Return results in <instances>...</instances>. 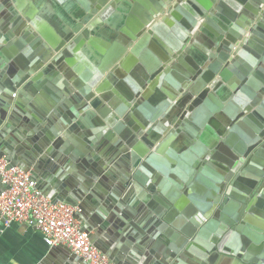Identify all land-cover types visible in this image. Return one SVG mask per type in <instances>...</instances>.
<instances>
[{
	"label": "water",
	"instance_id": "water-1",
	"mask_svg": "<svg viewBox=\"0 0 264 264\" xmlns=\"http://www.w3.org/2000/svg\"><path fill=\"white\" fill-rule=\"evenodd\" d=\"M44 1L0 0L7 167L115 264H264V0Z\"/></svg>",
	"mask_w": 264,
	"mask_h": 264
},
{
	"label": "built area",
	"instance_id": "built-area-1",
	"mask_svg": "<svg viewBox=\"0 0 264 264\" xmlns=\"http://www.w3.org/2000/svg\"><path fill=\"white\" fill-rule=\"evenodd\" d=\"M0 217L5 224L24 223L35 227L48 247L69 249L83 264H115L94 246L82 221L76 216L77 207L65 201H53L37 186L36 180L19 167H7L0 157ZM66 248V249H65Z\"/></svg>",
	"mask_w": 264,
	"mask_h": 264
},
{
	"label": "crops",
	"instance_id": "crops-1",
	"mask_svg": "<svg viewBox=\"0 0 264 264\" xmlns=\"http://www.w3.org/2000/svg\"><path fill=\"white\" fill-rule=\"evenodd\" d=\"M24 2L26 5V6L24 5L25 10H27L29 7H34L35 15L39 16L42 19V21H44L46 25H48V27L53 28V26L50 23V19H51L50 15L51 14L56 15L57 13H56V9L52 4H49L44 1L43 8H46L44 11L43 8L38 9L37 6L38 0H24ZM126 15L128 14L126 13ZM117 38L118 36L112 39L110 46H108L109 48L112 46L114 41L117 40ZM141 54H143L144 56L148 55L146 50H142ZM178 56L179 55L173 58V62L176 63L178 61L177 58ZM145 58L147 59V57ZM179 63L180 61L176 63L177 65H175V67L178 71L182 72L184 71V68L181 65L182 63L181 64ZM129 69L133 70V66L130 67ZM115 80L118 82L119 78L117 77L115 78ZM161 84L162 86L167 87L164 83ZM119 86L122 89L124 87L123 84L122 85L119 84ZM153 94H151L150 97H152ZM134 98L136 99L134 100V102L138 104V96L134 95ZM134 102L131 105H133ZM168 105L169 103L167 102V105L163 107L164 111H166ZM210 134H211L210 130L205 126V130L204 131L202 130L200 132V136L194 138L193 141H196V139H198L199 141L205 140L206 138L210 137ZM176 135H177L176 139H170L164 144L163 151H165L166 153L165 154L160 153V156L165 157L167 161L170 160L169 155L175 157L176 154L180 156L181 154L186 153L184 144L183 142H181L183 139H181L180 135L178 134ZM188 145L190 146V144ZM171 149L175 150V153L171 152L172 151ZM168 163L171 164V162ZM179 199L183 200V202L185 203L189 201L188 197H186L184 194H181L177 200ZM255 233L257 232L252 230V232L250 233L252 237L250 238H253V236L256 235ZM61 250L62 249L56 248V246L48 247L43 242L41 233L35 227L29 226L24 223H11L8 225L5 224L2 218L0 217V264H49V262H51L52 260L58 259L59 253L63 252V250L62 251Z\"/></svg>",
	"mask_w": 264,
	"mask_h": 264
},
{
	"label": "bare ground",
	"instance_id": "bare-ground-1",
	"mask_svg": "<svg viewBox=\"0 0 264 264\" xmlns=\"http://www.w3.org/2000/svg\"><path fill=\"white\" fill-rule=\"evenodd\" d=\"M69 199V198H68ZM69 200H71V199H69ZM181 201H183V200H181Z\"/></svg>",
	"mask_w": 264,
	"mask_h": 264
}]
</instances>
